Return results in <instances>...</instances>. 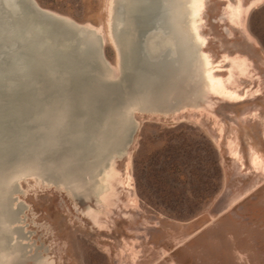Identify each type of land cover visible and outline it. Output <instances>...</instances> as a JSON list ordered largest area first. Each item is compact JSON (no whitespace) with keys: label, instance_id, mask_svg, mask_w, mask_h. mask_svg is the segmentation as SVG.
<instances>
[{"label":"bare ground","instance_id":"bare-ground-1","mask_svg":"<svg viewBox=\"0 0 264 264\" xmlns=\"http://www.w3.org/2000/svg\"><path fill=\"white\" fill-rule=\"evenodd\" d=\"M208 1L225 4L228 26L253 43L243 25L264 0H108L98 26L37 4L102 36L116 57L111 74L90 54L92 38L49 25L20 0H0V264H58L48 252H28L31 239L20 219L29 208L26 185L66 194L84 221L105 233L109 221L132 222L129 213L140 210L129 139L132 128L141 129L138 116L190 114L217 122V104L263 96L262 78L246 54L215 60L209 52L201 30ZM241 117L261 123L256 113ZM233 144L231 159L257 177L233 201L235 209L264 185V159L253 152L247 166ZM78 201L86 203L83 210ZM121 252L128 264L140 263L136 242Z\"/></svg>","mask_w":264,"mask_h":264},{"label":"rangeland","instance_id":"rangeland-1","mask_svg":"<svg viewBox=\"0 0 264 264\" xmlns=\"http://www.w3.org/2000/svg\"><path fill=\"white\" fill-rule=\"evenodd\" d=\"M35 1L41 8L95 26L104 23L108 6V0ZM227 12L225 4L207 2L201 30L209 52L215 60L224 53L246 54L262 78L263 96L235 106L217 104V122L190 114L174 120L138 116L133 193L141 211L129 213L132 222L120 217L109 221L105 233L84 221L66 194L26 185L29 208L20 219L25 220L24 236L31 239L30 256L48 252L58 264H128L121 250L136 242L142 253L139 264H264V185L232 209L233 201L252 188L257 177L241 169L229 150L234 140L230 147L238 144L232 150L238 148L247 166L253 152L264 159V6L243 25L251 44L228 26ZM105 55L116 63L108 46ZM244 113L258 114L261 123L244 120ZM118 168L124 172L126 162H119ZM85 204L78 201L82 210Z\"/></svg>","mask_w":264,"mask_h":264},{"label":"water","instance_id":"water-1","mask_svg":"<svg viewBox=\"0 0 264 264\" xmlns=\"http://www.w3.org/2000/svg\"><path fill=\"white\" fill-rule=\"evenodd\" d=\"M21 4L27 9V11L31 12L32 15L37 17L38 19L47 22L49 25H55L60 26L63 29H66L70 33H78V36L86 37V38H92V42L94 43V52H90V54H93L100 63L105 65L109 72H111L113 69L110 67L109 62L105 58V42L103 40L102 36H99L97 32L93 30H88L87 28H79L74 23L69 22L67 20H62L60 18H57L56 16H53L52 14H48L44 10H42L37 3L34 0H20ZM134 15V14H133ZM93 56V57H94ZM111 74H113L111 72ZM137 132V129L134 127L131 129L130 133V141H133L135 134Z\"/></svg>","mask_w":264,"mask_h":264}]
</instances>
